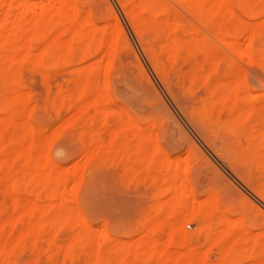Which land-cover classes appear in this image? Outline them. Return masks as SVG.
Returning <instances> with one entry per match:
<instances>
[{
  "label": "bare ground",
  "instance_id": "6f19581e",
  "mask_svg": "<svg viewBox=\"0 0 264 264\" xmlns=\"http://www.w3.org/2000/svg\"><path fill=\"white\" fill-rule=\"evenodd\" d=\"M119 2L153 70L193 129L222 159L227 160L239 178L264 200V143L261 141L260 146L256 144L258 136L264 137L263 131L260 132V128H257L264 122V96L248 92L244 95V70L241 71L240 66L231 57L227 58L231 73L239 69L238 75L241 74L238 76L237 73H226L222 78L218 77L220 79L210 89L214 77L219 72L222 74L218 62L222 63L226 58L217 56L214 48L196 35L193 30L196 27L191 23L188 24L189 27L185 26L183 17L181 19L176 15V8L180 7L200 25L216 27L217 39L233 55L240 61L246 59L264 69V47L257 48L259 38L262 39L261 36L264 35V19L256 24H248L243 18V14L254 19L264 17V0ZM94 3L92 0H0V146L8 136V123L21 122L17 136L10 139L14 147L13 154L9 155L3 146L0 147V181L7 183L6 194L9 192L8 195L17 203L15 217L0 219V264H20L18 256L21 250L29 243L37 250L48 225L62 227L71 222L68 213L72 199L66 193L68 183L73 184L74 200L81 199L80 193L86 190L83 189L87 186L84 187V176L79 168L71 173L67 172L49 153L53 141L59 138V131H53L54 133L47 136L32 123L33 120L30 119L33 112H26L30 97L24 91V83L19 76L22 67L30 64L34 69L42 70L46 79L53 80L62 75L66 65L75 62L81 63L82 66L76 68V91L65 92V86L59 87L54 100L57 102L58 111L69 106L72 112L66 127L72 128L80 137L87 154L84 164L93 166L96 163L98 167L106 162L113 164L119 158L126 174L136 182L139 180L138 168L143 166L146 176L154 174L156 185L167 188L168 195L172 196V201L164 209L158 210L157 214V220L168 224L173 230V233L170 232L173 235L169 238L168 245H151L145 249L147 241L142 247L140 244L136 248L119 244L111 255L116 264H229L232 259L242 257L246 253L248 255L245 258L260 259L264 263V242H261L253 231L247 236L245 214L242 213L239 220L230 216L232 203L227 200L223 189L213 186L208 200L201 201L197 190L204 188L208 183L209 175L206 169L197 163L189 165V168L180 174L171 167L172 156L170 157L167 148L182 146L177 138V130L172 129L174 126L164 128L165 137H162L161 142V135H157L154 140L156 133L148 131L147 124L141 125L142 114L139 110L143 109L140 99L142 94L144 97L146 95L136 90V82L132 89L112 79L113 72L120 69L117 66L119 63L122 72L128 67L127 60H123L124 50L128 48L133 54L134 51L109 0H105L108 14L99 18L101 21L95 17ZM109 19L114 20L111 27L108 24ZM245 34L249 41L247 46L243 47L239 38ZM100 53L104 54L103 58H99ZM200 56L202 61L199 60ZM104 57H107L108 63L103 70ZM137 62L144 81L154 90V97L161 100V95L155 85L153 86L141 61L137 59ZM206 66H209L208 71ZM126 78L131 82L130 77ZM65 89L68 90L66 87ZM192 96L194 100L191 99ZM89 98H95V101L89 103ZM109 106H118L123 112L122 115L110 113ZM91 109L95 110L94 114ZM252 118L255 119L250 124ZM41 119L39 117V120ZM98 126L106 130L105 133L109 132L112 139L110 144L108 143L111 148H106L111 150L101 157L99 153L104 143L101 142L102 133ZM156 126L158 129V125ZM252 127L253 130H250ZM244 139L248 141L249 146L244 147ZM195 148L197 149V146ZM149 152L152 154L150 158L147 157ZM58 154L53 155L57 157ZM62 159H59V162ZM257 169L262 171L259 176L256 175ZM23 188L27 191V198L21 205L19 194ZM62 188L64 193L61 192ZM256 208L264 215V211ZM25 218H29L27 224ZM23 222L26 226L17 234L13 232L19 225H23ZM186 222L199 226L198 238H204L206 243L212 244L210 249L218 251L217 262L209 263L198 247L184 252L195 240L182 227ZM92 223L83 216L82 226L74 239L65 246L61 245L66 255L76 256V241L81 234L85 239L84 247L89 249L94 227ZM103 233L110 237L106 231ZM51 241L58 244L57 238H51ZM147 244L149 246V243Z\"/></svg>",
  "mask_w": 264,
  "mask_h": 264
},
{
  "label": "rangeland",
  "instance_id": "374dc122",
  "mask_svg": "<svg viewBox=\"0 0 264 264\" xmlns=\"http://www.w3.org/2000/svg\"><path fill=\"white\" fill-rule=\"evenodd\" d=\"M92 1L95 2V17L98 21H101L99 20V18H103L102 16L106 17L108 14V6H105L107 5V3L105 4V0ZM109 2L115 10V13L117 14L118 18L120 19L121 24L127 35V38L134 51L133 54L130 50H128V48L126 49L127 51L124 50L123 56H125L123 57V60H125V62L127 60L126 63L128 67L126 68V71L122 72V69L119 66V64L121 65V63H119L117 66L120 69H116L117 71H114L115 73L113 72L112 79L115 82L119 81L122 86L130 87L132 89L134 88V86H136V82L139 84H137L136 90L142 91L146 95L144 97L142 94L140 99V104L143 109L139 110L142 114V118H140V123L142 122L141 125L145 126L147 124L146 126L149 128L147 130L154 131L156 133L154 134V140H156L157 135H161V142H163V138L165 137L164 128L166 126H174L172 127V129L174 130L175 128L177 130L174 131L178 132L177 138L178 140L180 139V144L182 146L184 145V148H182V146L179 148L166 147L168 149L167 152L169 153V155L171 154L170 157L172 156V160L170 162L171 167L175 170H178L179 173L182 174L186 168H189V165L193 166L199 163V165L203 166V168L206 169L209 178L207 185L204 188L197 190V194L200 197L201 201L206 202L208 200L210 189H213L214 187H217L221 190L223 189L227 200H230L231 202L229 201V203H232L233 208H231L230 216L233 217L235 220H239V218H241L242 213L245 214V217H247V236L249 235V232L253 231L254 234L257 233L260 241L264 242V215L259 213L256 208L258 207L262 211H264V200L259 198L253 188L246 184L244 181H242L239 178L238 174H236L231 169L230 163L227 160L222 159L220 155H218L217 151L210 147V145H208V143L201 138L198 132L193 129L190 122L183 115L182 111L180 110L176 102H174V99H172L168 90L163 86V83L153 70L141 46L140 40L134 33L131 24L126 17V14L124 13L120 5L119 0H109ZM181 9L183 8H176V10L178 11L176 12V15L180 16L181 19L183 17V23L185 24V26L189 27L188 24H193V27H196L193 28V30L195 33H197L196 35L199 37V39L201 38L204 43H209V45L214 48L215 54L217 56H224L226 58L224 59L225 61L223 60L224 64L223 62H218L219 66L221 65L219 71L222 70V74L220 75L219 72L218 74L220 76L217 74L214 77V81L209 86V88L212 89V86L217 83L220 78H222V75H225L226 73L228 75H232L234 73H231L232 69H229L231 67L229 66V60L227 59L228 57H231L240 66V70H244L243 81L245 84H242V92L244 93V95L246 92H248L254 94L257 93L255 95L263 97V67H257L258 65H254L255 63L248 62V60L246 59L240 61L223 45V43L221 44L219 42L216 37V27L211 25H200L190 15L186 14V11L184 12V10ZM243 18L248 24H256L264 19V17L254 19L249 16L247 17L244 14ZM108 24H110L109 26L111 27L114 24V20L109 19ZM230 29L232 28L230 27ZM245 35H240L239 38L240 42L242 41L241 43L243 44V47H246L249 41L247 35ZM261 37L262 39H264V35ZM13 38V40L15 41V37ZM260 39L261 38H259V41L262 40ZM259 41L257 42V48H263L264 40H262L263 42L261 41V43H259ZM100 55L99 58H103L102 56L104 54L102 55L100 53ZM106 58L107 57H104L103 59V70L108 63V59ZM137 59L141 61L146 73L153 82V86L155 85V89L157 88L156 90H158L159 94L161 95V100H157L154 97V90L151 89L152 86L150 87V85H148V83L144 81L145 79L142 76V72L139 68ZM188 59L191 61L190 58ZM188 59H186L187 63H189ZM199 60L202 61L203 58L200 56ZM226 63L228 64L227 67ZM73 64L66 65L63 69L64 71L62 72V75L53 80H50L49 78H47L49 79L47 80L42 70L34 69L30 64H25L22 67L23 69H21V71L19 72V74H21L19 76L22 80V83H24V91H26V93L30 97L29 103L27 104L28 106L26 112H33L30 119L33 120L32 123H34V125L40 130H42L47 136H50L53 131H59V138L57 137L56 140L53 141L54 143L50 146L49 151H51L49 153L52 154V157H54V159H56V161L61 165V167H63V170L71 173L75 169L79 168V170L84 176V187L87 186L83 188L86 189L82 190L83 194L82 192L80 193L81 199L78 198L77 200H74L72 194L73 184H67L66 193L70 195L72 199L69 202L70 207L68 213L70 217L69 220L71 222L64 224V226L62 227L48 225L47 228H45L44 230L45 233L43 232L44 235L39 241L40 243H38L37 245V250H35L36 248L33 247V244L29 243L28 245H26V248L21 250L22 252L20 251V256H18L20 264H34L37 262V264H116V260L111 256L114 252L115 246L117 247L119 244H121L127 247L136 248V246L139 247L140 244L142 247V245H144L147 241L146 244L149 243V246H147L148 244H145V249L149 248L151 245L165 247L168 245L167 243L170 242L169 238L171 239L173 235L171 234L173 233V230L168 224L157 220L158 210L164 209L165 206L170 201H172V196L168 195L167 188L163 187L162 185H156L154 174H152L151 176H146V172H143V166H140L138 168L139 180L136 182L132 180L129 175L126 174L125 167H123L124 165L120 162L118 157V161L114 162L113 164L106 162L102 166H100L99 164L98 167L96 163L95 165L92 164L93 166H87L86 164H84L87 160L84 157H87V154L85 152L84 146L80 142V137L78 136V134H75V132H73L74 130L72 128L68 129L66 127L67 121L71 117L72 112L69 110V106L65 107L64 110L60 109L62 112L58 111L56 106L57 102L55 101L59 87L65 86L66 88H68L67 90L65 89V87H63L65 92H70L71 90L76 91V89L74 88L76 87V79L78 77L76 68L80 67L81 63L75 62ZM208 67L209 66H206V70ZM119 70L120 72H118ZM238 71L239 69L234 74L237 73L238 75ZM125 73L126 75H124ZM125 76H128V78L130 77L131 82ZM72 91L70 93H72ZM149 98H151V100ZM191 99L194 100V97L192 96ZM87 101L89 103H92L95 101V98H89ZM53 102L56 103L54 104ZM74 103L75 101H73L72 104ZM109 112L114 113L118 116L122 115L123 113L118 106H109ZM238 112H240V110H238ZM91 113L94 114L95 110L91 109ZM3 115L4 114H2V116ZM39 117L42 119L39 120ZM253 119L255 118H252L250 124L254 122ZM154 121H156L155 125ZM156 125H158V129ZM261 125H259L257 128H260L258 130L260 132L263 131L262 134H264V122ZM98 127L102 133L101 142L104 143V146L99 153V156L101 157L103 155H106L107 151L109 152L111 150H106V148H111L109 146V142H111L112 139L109 135V132H106V134V130H102V127L100 126ZM20 128V121H10L7 125L8 136L5 140V143L0 147L3 146L5 152L9 155L13 154L14 152V147L12 146L13 144H11L10 139H12L13 137L15 138L17 136L16 132H18ZM250 130H253V127ZM263 139V135H260V138L258 136L256 143L257 146H260L262 142L264 143ZM94 140L96 141V138ZM245 140L246 139L243 140V145L244 147H247L250 144L248 145V141ZM165 146L166 145L164 144L163 147ZM195 146H197V149L195 148ZM194 149H196V152H194ZM113 152L114 151H111V153ZM55 153L62 154H58L56 157V155H53ZM147 155H149L147 157L150 158L152 154L151 152H149L147 153ZM58 156L60 157L58 158ZM63 156H65V158ZM161 157L162 156H160V158ZM59 159H62V161L59 162ZM81 162L83 165H81ZM257 170L256 175L259 176L262 171L260 169L258 171ZM6 184L7 183L4 180L3 182L0 181V219L1 217L13 218L17 215V203L12 196L10 197V195H8L10 194L9 192L6 194V189H8V186H6ZM24 189L25 188L21 189L22 193L19 194V197L21 196L19 198V204L21 205L24 204L27 198V191L25 192ZM61 192L64 193V188H62ZM243 200H245L246 202H244ZM250 201L252 203H250ZM88 202L90 204H93L90 205ZM229 203L227 204L230 205ZM81 214H83V216L86 217L89 221L91 220V222H93L92 224L94 225V227L91 231V243L89 249L85 248L84 235L81 234V236L78 237L76 241V256L71 257L65 254V251L61 248V245L63 244L62 246H65V244H68V242L72 241V239H74L76 234L79 232L83 223V216ZM37 215L36 217H38ZM25 220H27L25 221V223L27 224L29 218H25ZM25 223L23 222V225H19V228L17 227L18 229H14L13 232L15 231L16 234L19 233L24 228V226H26ZM182 227L187 231L189 235L195 238V240L192 242V245L190 244L189 247H186L184 252L198 247V249H200V251L206 255L209 263L217 262V260L219 259L218 251L216 249H210L212 248V244L206 243L204 238H198V232H200V228L198 229L199 226H196V224L192 222H186L182 225ZM104 231H106L110 235L109 241V238L103 233ZM51 238H57L58 244L53 243L51 241ZM208 248L210 249V251ZM40 250L41 253H39ZM40 255L42 258L40 257ZM247 255L248 254L246 253L242 257L234 258L230 261L229 264H255V262L257 264L258 262H261L260 259L259 261L258 259L249 260L245 258Z\"/></svg>",
  "mask_w": 264,
  "mask_h": 264
}]
</instances>
